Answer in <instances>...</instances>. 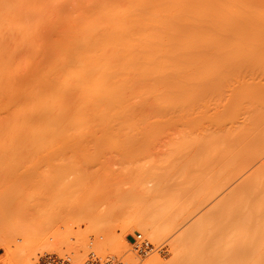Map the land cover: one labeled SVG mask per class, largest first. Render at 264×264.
Masks as SVG:
<instances>
[{
	"label": "bare ground",
	"instance_id": "obj_1",
	"mask_svg": "<svg viewBox=\"0 0 264 264\" xmlns=\"http://www.w3.org/2000/svg\"><path fill=\"white\" fill-rule=\"evenodd\" d=\"M10 1L20 0H0L5 160L48 162L54 141L115 142L116 131L199 130L203 135L197 140L208 148L207 168L193 176L203 183L191 205L179 210L182 220L175 222L182 206L176 192L172 197L165 181L146 178L135 184L145 190L143 185L154 182L143 192L145 198L140 196L152 203L153 216H145L151 222L133 213L125 218L123 233L138 230L150 241L161 230L174 233L170 259L155 255L144 264H264L262 57L259 33L245 30L246 11L258 0H175L164 17H118L117 0L100 3L104 7L97 15L32 16V7L27 14L20 9L24 1ZM126 135L120 136L130 140ZM59 156L76 161L65 152ZM76 170V175H91ZM156 218L164 222L161 227ZM84 249L73 250L76 258Z\"/></svg>",
	"mask_w": 264,
	"mask_h": 264
},
{
	"label": "rangeland",
	"instance_id": "obj_2",
	"mask_svg": "<svg viewBox=\"0 0 264 264\" xmlns=\"http://www.w3.org/2000/svg\"><path fill=\"white\" fill-rule=\"evenodd\" d=\"M21 1L24 2L19 7L26 14L28 7L35 9L34 12L29 10L28 15L33 16V13H38V16L54 17L60 14L62 17L66 15L71 17L84 16L89 13L90 15L100 14L99 9L104 7L102 4L106 0H20L10 2L17 4ZM59 1L61 2L56 3ZM91 1L94 3L90 4ZM112 1L115 2L112 3ZM112 1V4L118 1L116 3L118 7H116V15L118 17L119 15L120 17L122 15L164 17L169 15L170 9L175 8L173 7L175 0ZM126 5L127 9H125ZM150 5L151 7H149ZM80 6L83 8L80 9ZM122 6L125 10H122ZM18 8L16 7V9ZM133 8L136 11H132ZM250 11H246L248 13L245 30L256 31L260 35L262 83L264 87V0H258ZM261 108L264 124V95ZM192 130L165 128L129 132L116 131L114 134L119 136V139L116 138L115 142L113 140L112 142L97 140L101 141L99 145L95 144L98 142H94L93 139L91 140L93 143L89 140L90 144L86 140L87 145L84 144V141V143L77 141L78 143L75 142V144L73 141H71L73 144L65 142L62 143L63 145L54 141L51 148L54 153L53 159L46 157V155L44 158L51 159V161L48 160L47 162L42 158L44 161L35 163L8 162L5 160L0 135V243L4 245V248H0V264H30L33 259L35 264H40V259L45 254L54 252L60 255L68 254L72 257L73 264H82L88 259L90 253L96 254V251L97 256L103 259L106 256H116L126 264H144L146 259L155 255H160L165 259L164 261H168L170 259L169 244L174 239V233L168 232L169 234H167L165 231L162 234L163 230L159 229L162 231V233L159 232L162 238L159 236L158 239L150 241L144 232L133 230L132 233H127L124 231L125 234L127 233L126 239L129 241L127 240L126 244L120 241L124 235L123 230L126 228L123 226L124 221H126L125 218L133 213L137 214V212L140 215L144 214L142 217L149 215L148 217L151 218L153 216L152 203H148L142 195L147 186L151 187L155 181H165V191L167 190L168 195L173 197L176 192L174 196H178V202L182 203V206L177 208L175 222H178L180 217L184 215L183 210H185L186 205L192 203L194 190L197 191L203 183L200 180L196 183L193 178L204 172V168H207L204 159L207 157L206 152L208 153L206 144L202 140L201 142L197 140L203 133L199 130ZM200 132L201 135H199ZM98 134L100 135V133ZM120 135H126L130 137V140L124 137L125 140ZM131 137H133L132 140ZM195 137L196 139H194ZM62 152L68 153L71 158L75 157L76 159H73L76 161L69 162L67 160L68 163L65 162L67 158L64 161L62 159L64 156H59ZM84 156H88V158L92 156V158H89L91 159L89 161L87 159V162L83 158ZM76 166L86 170L87 173L89 172L88 175L91 173L90 177L76 175L75 172H78ZM80 172L81 170H79ZM82 173L85 174V171ZM143 175L145 178H141ZM146 178L155 181L149 180L148 185H143L146 187L145 190H141L135 183L144 181ZM162 182L158 181L157 183ZM139 192L140 195H138ZM181 209L183 210L179 211ZM180 212H183V215ZM146 217L145 219L151 222ZM155 221L159 227L164 223L160 218H156ZM138 233H141L142 237L153 245L152 251L145 256H140L134 249L133 243ZM128 243L131 249H128L129 246H124ZM98 245L103 247L99 252L96 249ZM79 248H86L84 249L85 254L83 251L81 253L83 255V257L81 255V259L76 258L73 251ZM87 250L89 251L86 252ZM36 252L39 255L35 260ZM71 254L73 255L71 256ZM182 254L180 260H182ZM186 261L188 259H185Z\"/></svg>",
	"mask_w": 264,
	"mask_h": 264
},
{
	"label": "built area",
	"instance_id": "obj_3",
	"mask_svg": "<svg viewBox=\"0 0 264 264\" xmlns=\"http://www.w3.org/2000/svg\"><path fill=\"white\" fill-rule=\"evenodd\" d=\"M134 244V249L140 256L147 255L148 252H151L153 245L145 238L142 237L141 233L136 235ZM40 264H73L72 258L68 254L60 255L58 253H47L40 259ZM82 264H126L121 259H118L116 256H106L102 258L97 256L95 253H90L88 259Z\"/></svg>",
	"mask_w": 264,
	"mask_h": 264
}]
</instances>
